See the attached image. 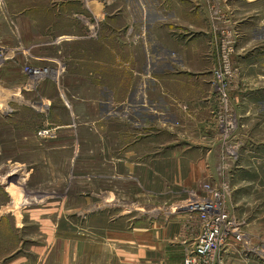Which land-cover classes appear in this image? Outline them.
<instances>
[{"label":"rangeland","instance_id":"rangeland-1","mask_svg":"<svg viewBox=\"0 0 264 264\" xmlns=\"http://www.w3.org/2000/svg\"><path fill=\"white\" fill-rule=\"evenodd\" d=\"M217 189L264 245V0H0V264L151 213L195 240Z\"/></svg>","mask_w":264,"mask_h":264},{"label":"crops","instance_id":"crops-1","mask_svg":"<svg viewBox=\"0 0 264 264\" xmlns=\"http://www.w3.org/2000/svg\"><path fill=\"white\" fill-rule=\"evenodd\" d=\"M158 214L138 216L133 230L112 233L106 241L97 240L92 233L76 238V264H173L181 261L186 248L194 241V234L186 232L187 215L174 211L165 217L170 220L164 222L157 218ZM246 236L248 248L232 245L225 255V264L239 261L264 264V245Z\"/></svg>","mask_w":264,"mask_h":264},{"label":"built area","instance_id":"built-area-1","mask_svg":"<svg viewBox=\"0 0 264 264\" xmlns=\"http://www.w3.org/2000/svg\"><path fill=\"white\" fill-rule=\"evenodd\" d=\"M230 47L224 48L229 49L223 54L222 67L215 72L216 88L222 98L228 97L230 85L225 76L230 65L229 54L232 51ZM214 193L213 199L192 202L189 209L187 208L201 217L204 226L202 232L186 248L183 259L173 264H225V255L232 245L241 244L248 248L244 222L225 208L220 189Z\"/></svg>","mask_w":264,"mask_h":264},{"label":"bare ground","instance_id":"bare-ground-1","mask_svg":"<svg viewBox=\"0 0 264 264\" xmlns=\"http://www.w3.org/2000/svg\"><path fill=\"white\" fill-rule=\"evenodd\" d=\"M4 180V179H3Z\"/></svg>","mask_w":264,"mask_h":264}]
</instances>
